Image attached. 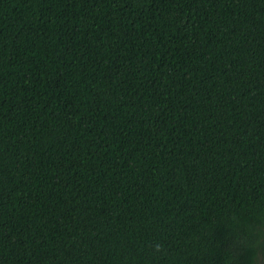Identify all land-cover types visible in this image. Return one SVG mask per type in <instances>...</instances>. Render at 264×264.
<instances>
[{
    "label": "trees",
    "instance_id": "obj_1",
    "mask_svg": "<svg viewBox=\"0 0 264 264\" xmlns=\"http://www.w3.org/2000/svg\"><path fill=\"white\" fill-rule=\"evenodd\" d=\"M264 0H0V264H262Z\"/></svg>",
    "mask_w": 264,
    "mask_h": 264
},
{
    "label": "snow or ice",
    "instance_id": "obj_2",
    "mask_svg": "<svg viewBox=\"0 0 264 264\" xmlns=\"http://www.w3.org/2000/svg\"><path fill=\"white\" fill-rule=\"evenodd\" d=\"M262 264H264V262H262Z\"/></svg>",
    "mask_w": 264,
    "mask_h": 264
}]
</instances>
